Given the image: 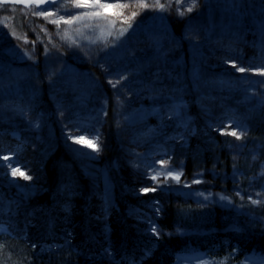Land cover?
Instances as JSON below:
<instances>
[{
	"label": "rangeland",
	"instance_id": "1",
	"mask_svg": "<svg viewBox=\"0 0 264 264\" xmlns=\"http://www.w3.org/2000/svg\"><path fill=\"white\" fill-rule=\"evenodd\" d=\"M195 2L190 12L192 0L0 3V83L9 78L21 90L18 95L0 89V134L8 132L24 144L15 150L0 138V204H11L10 197L25 204L43 193L44 159L37 152L57 128L89 186L94 225L106 240L108 258L114 254L110 216L120 209L118 186L131 199L127 211L133 226L151 237L203 232L181 224L163 230L159 219L171 198L231 211L236 221L228 230L264 222L245 206L264 203V164L245 185L237 166L259 162V146L250 145L247 135L249 111L264 107V0ZM45 7L47 12L35 10ZM172 8L184 21L180 35L167 19ZM19 18L25 25L17 30ZM193 110L208 129L229 139L238 201L207 186L218 177L215 169L197 166L186 175L179 150L195 132ZM111 132L118 144L113 155L108 154ZM81 139L91 146L78 143ZM13 167L31 178L14 176ZM146 187L156 190L144 193ZM210 255L195 250L180 255L178 263L264 264L260 253L241 262Z\"/></svg>",
	"mask_w": 264,
	"mask_h": 264
},
{
	"label": "trees",
	"instance_id": "2",
	"mask_svg": "<svg viewBox=\"0 0 264 264\" xmlns=\"http://www.w3.org/2000/svg\"><path fill=\"white\" fill-rule=\"evenodd\" d=\"M174 10L172 8L173 14L170 13L167 19L174 33L180 35L184 21ZM16 24L17 30L22 29L25 19L19 18ZM249 52L254 53L256 49ZM14 84L7 78L0 83V89L4 93L14 91L20 95L19 86ZM28 94L33 98L32 93ZM49 106L51 110L50 103ZM194 112L196 131L188 137V145L179 150L185 158L186 175L189 176L197 166L213 168L218 177L207 186L238 201L232 178L236 163L229 149V139L208 129L199 113ZM248 123L247 140L250 145L259 146V162L255 166L243 161L237 164L244 185L258 164H264V107L251 109ZM0 138L4 144L17 150L24 148V144L8 132H1ZM116 152L118 144L114 132H111L108 154ZM37 154L44 159L43 193L25 204H17L11 197V204H0V264H179L180 255L195 250H205L213 259L221 255L219 257L229 256L241 262L252 252L264 254V222L253 220L241 231L228 230L236 221L231 211L175 198L165 204L163 216L159 219L163 230L181 224L203 232L187 236L164 232L157 237L142 234L135 229L128 215L127 206L131 199L118 186L116 195L120 210L110 216L114 254L108 258L105 252L107 243L94 225L96 219L91 208L89 186L61 141L57 128L45 139ZM245 204L264 217V203L255 207ZM214 249L219 253L213 252Z\"/></svg>",
	"mask_w": 264,
	"mask_h": 264
},
{
	"label": "snow or ice",
	"instance_id": "3",
	"mask_svg": "<svg viewBox=\"0 0 264 264\" xmlns=\"http://www.w3.org/2000/svg\"><path fill=\"white\" fill-rule=\"evenodd\" d=\"M50 6H54V5H51V4H50ZM100 6H101V7H112L113 5H100ZM80 7H87V5H80ZM142 7H147V5H142ZM194 7H197V4H196L195 0H192V7H189V8L187 9V11H189V12L192 11ZM159 8H160L161 10H164L165 5L160 4V5H159ZM35 10H36L38 13H40V12H47V7H45V8H39V9H35ZM132 15L135 16L136 13L133 12ZM180 15L183 16L184 13L181 12ZM234 67H235V65H234ZM237 70L240 71V72H243L245 69H244L243 67H240V68H238ZM260 74H261V75H264V72H261ZM230 134L233 135V136H237V133H236L235 131H233V132L230 133ZM237 138L239 139L240 137L237 136ZM77 142H78V143H79V142L89 143L88 141H83L82 139H81L80 141H77ZM89 146H91L90 143H89ZM4 158H5V159H9L8 157H4ZM8 167H11V164H9ZM12 174H13L14 176L17 175V174H19V175H21V176H24L25 179H30V178H31V177H29V176H26L25 173L21 172V171H20L18 168H16V167H13V168H12ZM168 174L170 175V170H169V173H168ZM166 178H167V177H166ZM179 178H180L179 175H177V176L174 177V179H177V180H179ZM152 179L155 180L156 177L153 176ZM155 190H156L155 187H152V188H147V187H146V188H144L142 191H143L144 193H147V192H149V191H155ZM253 203H259V201H255V200H254ZM152 231H153V232H156L155 227L152 228ZM33 247H35V245H33Z\"/></svg>",
	"mask_w": 264,
	"mask_h": 264
},
{
	"label": "water",
	"instance_id": "4",
	"mask_svg": "<svg viewBox=\"0 0 264 264\" xmlns=\"http://www.w3.org/2000/svg\"><path fill=\"white\" fill-rule=\"evenodd\" d=\"M59 0H0V2L7 3H28V4H36L38 6H50L58 2Z\"/></svg>",
	"mask_w": 264,
	"mask_h": 264
},
{
	"label": "flooded vegetation",
	"instance_id": "5",
	"mask_svg": "<svg viewBox=\"0 0 264 264\" xmlns=\"http://www.w3.org/2000/svg\"><path fill=\"white\" fill-rule=\"evenodd\" d=\"M59 2V1H58ZM0 3H3V2H0ZM5 3H7V2H5ZM57 3V2H56ZM13 4H21V5H23L24 3H13ZM26 4V3H25ZM54 5V4H53Z\"/></svg>",
	"mask_w": 264,
	"mask_h": 264
}]
</instances>
